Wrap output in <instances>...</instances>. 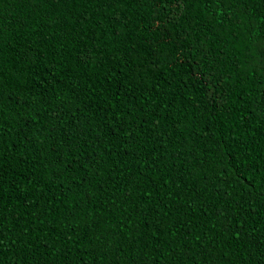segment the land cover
Segmentation results:
<instances>
[{
    "label": "trees",
    "instance_id": "obj_1",
    "mask_svg": "<svg viewBox=\"0 0 264 264\" xmlns=\"http://www.w3.org/2000/svg\"><path fill=\"white\" fill-rule=\"evenodd\" d=\"M0 264H264V0H0Z\"/></svg>",
    "mask_w": 264,
    "mask_h": 264
}]
</instances>
